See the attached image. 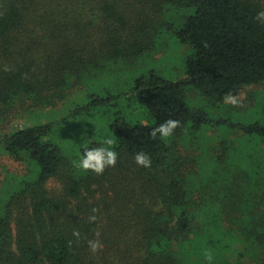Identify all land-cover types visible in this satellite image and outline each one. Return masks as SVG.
<instances>
[{
    "label": "trees",
    "instance_id": "1",
    "mask_svg": "<svg viewBox=\"0 0 264 264\" xmlns=\"http://www.w3.org/2000/svg\"><path fill=\"white\" fill-rule=\"evenodd\" d=\"M180 10L193 13L174 27L166 15ZM261 11L264 0H0V148L26 164L23 176L0 180V264H207L206 249L213 264H264V152L236 156L221 140V153L203 158L204 144L193 141L210 140V125L264 144V117L212 121L188 102L190 89L217 107L228 93L264 85ZM168 28L191 48L185 76L152 71L135 81L154 123L109 124L118 162L103 175L76 172L50 139L51 122L4 130L18 102L32 112L54 105L108 63L134 64L154 51ZM91 99L80 113L106 102ZM252 101L264 110V91ZM168 119L181 127L153 140L152 128ZM100 146H83L81 157ZM140 151L150 168L135 163ZM95 239L103 247L93 253L87 241Z\"/></svg>",
    "mask_w": 264,
    "mask_h": 264
},
{
    "label": "rangeland",
    "instance_id": "2",
    "mask_svg": "<svg viewBox=\"0 0 264 264\" xmlns=\"http://www.w3.org/2000/svg\"><path fill=\"white\" fill-rule=\"evenodd\" d=\"M191 13L193 10H180L174 14L170 11L166 19L174 24V27H178ZM190 55L189 46L180 44L171 29H163L154 51L143 55L134 64L108 63L102 72L83 80L82 84L70 89L67 96L62 100L58 99L54 105L32 112L26 110L29 101L18 102L8 115L10 121L5 125L4 130L14 131V128L20 126L51 122L53 129L50 139L61 147L73 166L72 162L81 158L80 149L83 146L91 142H102L105 137L114 139L109 124L117 117H122L130 123H154V118L145 104L132 91L135 81L142 76H148L152 71L170 80L183 78L186 60ZM261 91H264V85L246 87L239 95L241 106L234 107L224 103L213 107L196 89H190L188 102L194 112L204 111L212 121L223 117L234 123H250L264 117L263 107L253 105L252 101V96ZM93 95L104 97L106 102L96 105L93 110L80 113V107L87 105ZM10 109L7 108L5 112L11 111ZM207 126L205 136L210 140L203 141L204 138L193 140L195 142L201 140L200 142L204 144L203 153L201 152L203 158L209 157L212 153L219 155L221 140L232 144L236 156L251 150L264 152V144H260L262 140L259 138H254L248 143L245 135L234 127H226L222 131L221 128ZM184 139L185 141L189 139L188 135H184ZM25 168V163L7 155L0 148L1 184L7 183L9 176L21 177ZM74 169L77 173H85ZM49 185L55 187L57 184L51 181Z\"/></svg>",
    "mask_w": 264,
    "mask_h": 264
},
{
    "label": "clouds",
    "instance_id": "3",
    "mask_svg": "<svg viewBox=\"0 0 264 264\" xmlns=\"http://www.w3.org/2000/svg\"><path fill=\"white\" fill-rule=\"evenodd\" d=\"M254 19L261 24H264V11L258 12ZM4 70L9 71L10 69L5 66ZM224 101L225 103H229L234 107L242 105L240 97L231 93L225 95ZM180 127V120L168 119L165 122L159 124L157 127L152 128L149 136L153 140L157 138L162 141L167 140L171 138L174 135L175 130ZM101 144L102 146L100 147L85 148L82 157L79 160L72 162L73 167L84 172H92L96 175H103L106 168L115 167L118 162V153L115 150L116 141L111 137H105ZM134 161L138 166L144 168L151 167V158L143 151L137 152L134 155ZM91 211L93 215L88 217V222L94 223L97 220L95 213H97L99 210L97 208H93ZM72 234L77 239V241L80 240L81 236L78 230H74ZM96 235L98 236L99 233ZM71 243L72 242L69 241V246H71ZM87 243L90 251L93 253H96L103 247L99 239L88 240ZM203 256L207 264H213L214 257L210 250H204Z\"/></svg>",
    "mask_w": 264,
    "mask_h": 264
}]
</instances>
